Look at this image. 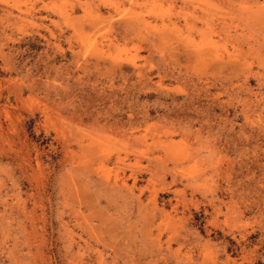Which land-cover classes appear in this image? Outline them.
Segmentation results:
<instances>
[{"label": "rangeland", "instance_id": "374dc122", "mask_svg": "<svg viewBox=\"0 0 264 264\" xmlns=\"http://www.w3.org/2000/svg\"><path fill=\"white\" fill-rule=\"evenodd\" d=\"M0 264H264V0H0Z\"/></svg>", "mask_w": 264, "mask_h": 264}]
</instances>
